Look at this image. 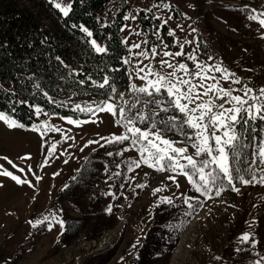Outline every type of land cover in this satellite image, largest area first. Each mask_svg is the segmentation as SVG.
<instances>
[{
  "label": "rangeland",
  "instance_id": "rangeland-1",
  "mask_svg": "<svg viewBox=\"0 0 264 264\" xmlns=\"http://www.w3.org/2000/svg\"><path fill=\"white\" fill-rule=\"evenodd\" d=\"M49 1L53 6L69 5V0ZM125 2L121 37L135 66L126 72L124 90L111 97L75 99L71 108L77 114L72 116L38 109L31 125L4 115L22 125L10 128L0 120V172L27 181L17 184L0 175V264H264V183L260 182L264 164L258 154L253 163L254 152L264 142V124L260 136L246 143L248 153L241 167L237 151L243 142L236 133L237 123L227 120L230 113H225V122L238 137L231 185L215 164L210 163L205 172L219 179L209 184L210 191L196 192L179 168L157 171L159 165L143 163L149 151L155 152L148 140L165 147L153 134L173 147L186 148L183 155L192 156L198 165L211 159L207 153L196 156L193 144L200 143L197 132L202 129L187 123L200 115L199 104L211 102L212 112L200 123L207 126L204 135L214 155L211 134L227 139L223 133L228 129L210 122L213 113L222 111L221 104L224 109L241 107L239 120L250 126L243 109L254 102L264 104L260 91L264 89V27L248 17L264 19V0ZM25 6L41 14L44 25L53 24L45 17L49 15L42 0ZM109 8L117 11L113 3ZM90 43L95 51L105 49L103 40L90 38ZM180 64L186 70H178ZM173 71L175 76H170ZM161 76L164 86L157 83ZM169 82L182 93L192 88L193 96L198 94L191 101L181 98L187 112L175 107L176 95L169 96L166 90ZM209 85L216 87L205 96ZM219 89L231 95L224 96ZM232 96L247 103L238 105ZM109 104L111 112L106 110ZM252 115L256 116L254 111ZM129 128L149 133L148 139L133 136ZM124 135L129 138L115 139ZM176 159L200 186L199 174L186 160ZM240 176L250 183H242ZM245 233L249 240L242 242Z\"/></svg>",
  "mask_w": 264,
  "mask_h": 264
},
{
  "label": "trees",
  "instance_id": "trees-1",
  "mask_svg": "<svg viewBox=\"0 0 264 264\" xmlns=\"http://www.w3.org/2000/svg\"><path fill=\"white\" fill-rule=\"evenodd\" d=\"M35 1L0 0L1 114L31 125L38 109L49 115L72 116L77 114L71 108L75 99L111 97L125 89L126 72L135 66L121 37L128 8L125 0H69L67 16L49 0H42L51 26L25 6ZM111 3L117 6L116 12L110 11ZM90 38L103 40L105 49L95 51ZM247 122L250 126L242 120L236 124L243 142L237 151L241 167L248 153L246 143L260 136L264 124L258 117H248ZM227 153L233 170V149Z\"/></svg>",
  "mask_w": 264,
  "mask_h": 264
},
{
  "label": "snow or ice",
  "instance_id": "snow-or-ice-1",
  "mask_svg": "<svg viewBox=\"0 0 264 264\" xmlns=\"http://www.w3.org/2000/svg\"><path fill=\"white\" fill-rule=\"evenodd\" d=\"M55 7L60 9V11L67 16L68 15V11L69 8L67 6H62L59 3L55 4ZM262 16H264V13L261 14ZM128 17H125V19H127ZM250 20H256L258 21V23L260 24L261 27H264V19H260L259 16L256 15H250L248 17ZM171 34V33H170ZM89 35H91V33H89ZM93 45L95 46V42H93ZM138 47V45H137ZM96 51L100 52L103 51L102 48L97 47ZM164 55H169V53H165ZM176 55H181V53H176ZM163 63L167 64V61H164ZM168 67H172L171 65H168ZM178 70H186L185 65L184 64H180L179 65V69ZM216 71H220L219 68H216ZM170 76H175V71H173L172 73L169 74ZM164 77H159V80L157 83H159L161 86H164ZM225 79H227V77H225ZM180 83L183 84H188L189 81L187 80H182L180 81ZM103 86V85H101ZM152 87L155 88V91L159 92L160 91V87L156 86V84H152ZM201 87H203V85L201 84ZM216 86L215 85H209L208 88L205 89L203 95L207 96L208 93L210 91H212ZM168 95L169 96H173L174 94L176 95V100H175V107L178 108L180 110V112L185 113L188 111V106L187 104H181L180 100L181 98H187L190 101L193 100L194 98H198V94L197 97L193 96V89L189 88L188 91L186 93H182L180 91V89L177 87L176 84H172L169 82V85L166 88ZM138 91L140 92H147V88H140L138 89ZM220 92L223 93L224 96H230V92L229 91H225L224 89H219ZM251 89H248L247 92H251ZM262 94H264V89L260 90ZM151 94V93H149ZM247 94V93H246ZM231 99L233 101L236 102V104L238 105H244L247 103V101L243 100L240 96H232ZM253 101H256L257 98L256 97H252ZM211 102L208 103H202L197 105V109L200 110V115L198 117H192L190 118L187 123L194 129H202V131H198L197 132V137L200 139V143L199 144H193V147L196 148V156H200L202 153H207L208 156L211 157L210 160H204L201 164H197V162L193 159L192 156H185L183 155L187 149L186 148H177V147H173L172 143L166 139H163L162 137L159 136V134H153L156 135V139L160 140L161 144H163L165 147L161 148L159 147L156 143H154L152 140H148V144L150 145V147L152 149H155V152H148V155L146 157H144L143 159V163L147 164L149 167H153L154 165H159V167H157V171H163L165 170V167L169 168L172 171H175L177 168L180 169L181 173L188 175V179H189V183L193 185V187L195 188L196 192H201V188H204L206 191H210L209 189V184H214L217 179H219V177L215 176L212 172H205V169L208 167V165L211 164H215L216 167L219 169V171L223 174V177L227 180L228 184L231 185L233 183V179L234 176L232 175V171L230 170V166H229V160H228V153L226 152V146L231 148V149H235V147L237 146L234 142L238 141V137L235 135L234 129H232L226 122H225V113H230V115L227 117V120L232 121L233 123H238L239 122V117H240V113H241V107H233L231 109H224L223 104H221L219 107L222 109V111H220L219 113H213L210 117V122L212 123L213 127H216L217 125H219L220 127H224L227 128L228 130H226L223 135L224 137H226L227 139H222L221 136L215 135V133H212V138L215 140L216 143V149L215 152L216 154H213V150L211 147L208 146V137H206L204 135V132L207 131V126L203 125L202 123H200V121L204 120V117L207 113H211L212 112V108L210 106ZM79 107V106H77ZM197 109H192V112H195ZM104 110V109H101ZM107 111H112V105L109 104L107 105ZM166 110V109H165ZM89 111H91V109H89ZM243 111H245L246 113L249 114V119L252 118H260V119H264V104H261L259 106H257V104L254 102L252 103L248 108L243 109ZM253 111L255 112L256 116L254 117L252 115ZM123 112V109H121V113ZM0 120H4L8 126L10 128L12 127H22V125H17L14 121H8L7 118L3 115L0 114ZM141 120H143V117H141ZM74 121L69 120L68 123H73ZM131 122V121H129ZM129 132H131L133 134V136H136L137 134H139V138L141 139H148L149 133L147 132H142L139 128H129L128 129ZM129 137L124 135V136H118L115 139L117 141H123L128 139ZM133 144L136 143V140L134 139ZM144 150H141L142 154H143ZM172 153V154H169ZM259 156V163L264 164V142H262V144L258 147V152H254V159H253V163H257L256 160V156ZM111 155V153L109 154ZM176 157H180L181 159H184L187 161V165L191 166V169L193 170V172L198 173L199 174V180L202 182L200 186H197L195 184V182L192 179V176L189 175L187 172H185V165L180 164ZM165 159H167L170 163L168 165H164L162 163V161H164ZM150 161H154V163L150 162ZM9 163H11V161H9ZM136 167H139L140 164L139 162H134ZM130 170H131V166H130ZM0 175L3 176H8L10 177L12 180H14L17 184H22V183H27L26 180H21L19 177L14 176L11 172L8 171H3L0 172ZM169 179H174V177H169ZM238 179L244 183V184H249L250 181L245 180L243 176L238 177ZM253 179H255V176H253ZM260 182L264 183V177L260 178ZM234 191L238 190L233 188ZM154 191H160V189H155ZM201 194H205V193H201ZM216 195L220 194V189L218 188L216 190ZM168 203H171V201H167ZM185 203H188L187 199L185 200ZM190 208L193 207V205L189 204L188 205ZM240 240L242 242H247L249 240V235L247 233L243 234L240 237ZM257 264H259V262H257Z\"/></svg>",
  "mask_w": 264,
  "mask_h": 264
},
{
  "label": "bare ground",
  "instance_id": "bare-ground-1",
  "mask_svg": "<svg viewBox=\"0 0 264 264\" xmlns=\"http://www.w3.org/2000/svg\"><path fill=\"white\" fill-rule=\"evenodd\" d=\"M236 218V217H235Z\"/></svg>",
  "mask_w": 264,
  "mask_h": 264
}]
</instances>
